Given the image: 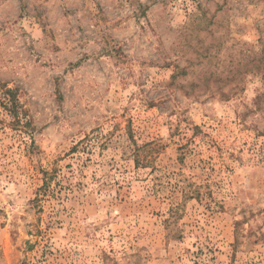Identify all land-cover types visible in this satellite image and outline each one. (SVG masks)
Returning <instances> with one entry per match:
<instances>
[{"label":"rangeland","instance_id":"obj_1","mask_svg":"<svg viewBox=\"0 0 264 264\" xmlns=\"http://www.w3.org/2000/svg\"><path fill=\"white\" fill-rule=\"evenodd\" d=\"M0 264H264V0H0Z\"/></svg>","mask_w":264,"mask_h":264},{"label":"trees","instance_id":"obj_2","mask_svg":"<svg viewBox=\"0 0 264 264\" xmlns=\"http://www.w3.org/2000/svg\"><path fill=\"white\" fill-rule=\"evenodd\" d=\"M5 94L9 97L8 98V101L9 103L11 104V107H9V112L12 114V115H15L16 116V95H15V92L13 90H6L5 91Z\"/></svg>","mask_w":264,"mask_h":264}]
</instances>
